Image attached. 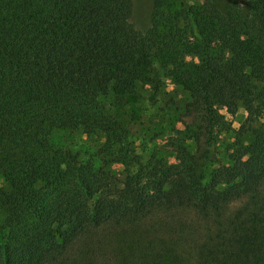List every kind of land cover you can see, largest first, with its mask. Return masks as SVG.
<instances>
[{
    "label": "trees",
    "instance_id": "obj_1",
    "mask_svg": "<svg viewBox=\"0 0 264 264\" xmlns=\"http://www.w3.org/2000/svg\"><path fill=\"white\" fill-rule=\"evenodd\" d=\"M132 13L0 0V264H264V0Z\"/></svg>",
    "mask_w": 264,
    "mask_h": 264
},
{
    "label": "rangeland",
    "instance_id": "obj_2",
    "mask_svg": "<svg viewBox=\"0 0 264 264\" xmlns=\"http://www.w3.org/2000/svg\"><path fill=\"white\" fill-rule=\"evenodd\" d=\"M191 2H195L196 0H189ZM153 0H133V13H132V21L135 26L141 30H145L150 26L151 22V11H152ZM187 60L196 61V58L189 54L187 56ZM172 87L171 84H168V88ZM163 87L162 90L159 91V94L155 92L154 87L152 85H147L143 83H139L137 87L131 92V95L128 97L132 107L135 104H143L146 107L148 112H152V109L156 108L159 104V97L163 96ZM152 95H154L152 97ZM219 112L224 116L226 123L230 124L233 129H237L240 126V121L245 116V110L241 102H233L231 104L220 103L217 106ZM138 117V116H137ZM139 121V119H137ZM137 124H133L134 134H137V130L139 129ZM232 133H230L225 128L219 131V144L225 145L232 138ZM75 142L80 145L82 141L88 142L89 139L86 138L84 140L80 139L78 136L75 137ZM142 153V151L139 149ZM115 166L113 162L107 164L105 166L106 170L112 169ZM108 168V169H107ZM100 264H122L119 258H113L112 261L101 262Z\"/></svg>",
    "mask_w": 264,
    "mask_h": 264
}]
</instances>
